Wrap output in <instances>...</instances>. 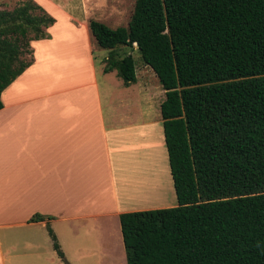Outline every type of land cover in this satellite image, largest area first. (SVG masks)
Here are the masks:
<instances>
[{"label":"trees","instance_id":"trees-1","mask_svg":"<svg viewBox=\"0 0 264 264\" xmlns=\"http://www.w3.org/2000/svg\"><path fill=\"white\" fill-rule=\"evenodd\" d=\"M54 22L32 0L0 10V93ZM86 25L104 73L134 83L136 52L163 91L176 205L118 215L125 264H264V0H134L125 27Z\"/></svg>","mask_w":264,"mask_h":264},{"label":"crops","instance_id":"crops-1","mask_svg":"<svg viewBox=\"0 0 264 264\" xmlns=\"http://www.w3.org/2000/svg\"><path fill=\"white\" fill-rule=\"evenodd\" d=\"M53 8L62 21L29 43L31 64L0 93V264H62L46 224L68 264H112L119 214L176 205L169 171L172 203L144 171L158 139L166 154L161 120H143L152 88L104 73L86 23ZM122 164L138 172L135 194H118ZM33 215L44 220L29 222Z\"/></svg>","mask_w":264,"mask_h":264},{"label":"rangeland","instance_id":"rangeland-1","mask_svg":"<svg viewBox=\"0 0 264 264\" xmlns=\"http://www.w3.org/2000/svg\"><path fill=\"white\" fill-rule=\"evenodd\" d=\"M18 0H0V10H11L14 6V3ZM36 4V0H32ZM50 3L48 5L46 2H42L38 4L41 6L47 14L56 19V21L61 22L62 18L59 12L53 7L58 8V10H63L68 12L75 20L85 21L91 19L97 22H100L106 25L109 28L116 27H125L130 14L132 12V7L134 0H45ZM93 56L95 59V63L98 62L106 56L107 51L97 48L93 42ZM134 48V47H133ZM134 50V49H133ZM29 56L24 55L23 59L28 60ZM132 59L134 63V74L136 80L141 84H147L152 88L154 93V97L152 99V107L148 108V105H143V120L151 121L152 123L159 121V110L158 101H162L163 95L157 94L160 90L158 82L156 80L153 72L144 67L139 59V56L136 52H132ZM161 98V99H160ZM145 99V97H143ZM139 122V121H137ZM154 133L153 136H159L161 134L160 128L155 125V129L152 130ZM151 131V132H152ZM134 136H139L135 134ZM158 139V138H157ZM157 148L160 152L157 153L156 150H153L151 153L145 157L144 171L146 176H149L151 179L153 178L152 185L150 188H157L161 193H164L162 198L163 203H172V189H170V179L168 176L167 163H166V154L164 149H162V145L160 147V140L156 141ZM159 143V144H158ZM139 147V144H138ZM149 147V146H148ZM147 147V148H148ZM152 155V156H151ZM151 159V162L149 160ZM129 165L122 164L119 167L118 173L116 174V187L118 188V194H122L126 192L128 194H135V189L132 186L137 185L140 180L138 176V172H135ZM144 182V181H143ZM136 188V186H134ZM169 192H166V189ZM164 190V191H163ZM171 192V193H170ZM171 194V195H170ZM147 195V194H146ZM169 197V198H168ZM171 198V199H170ZM130 202L132 200H129ZM154 202V200H152ZM155 203H152V205ZM114 253H110L106 256L109 263L115 264H125L124 261V253L123 247L121 246V250L119 247H114ZM121 252V255H120ZM10 257V255H9Z\"/></svg>","mask_w":264,"mask_h":264},{"label":"water","instance_id":"water-1","mask_svg":"<svg viewBox=\"0 0 264 264\" xmlns=\"http://www.w3.org/2000/svg\"><path fill=\"white\" fill-rule=\"evenodd\" d=\"M132 45H133V47H136V44L135 43H133Z\"/></svg>","mask_w":264,"mask_h":264},{"label":"bare ground","instance_id":"bare-ground-1","mask_svg":"<svg viewBox=\"0 0 264 264\" xmlns=\"http://www.w3.org/2000/svg\"><path fill=\"white\" fill-rule=\"evenodd\" d=\"M139 147H141V145H139ZM157 153H158V151H157ZM164 191V190H163ZM162 194V193H161Z\"/></svg>","mask_w":264,"mask_h":264}]
</instances>
